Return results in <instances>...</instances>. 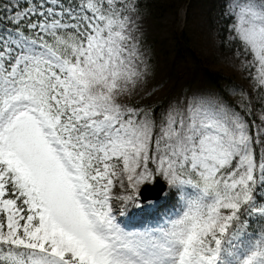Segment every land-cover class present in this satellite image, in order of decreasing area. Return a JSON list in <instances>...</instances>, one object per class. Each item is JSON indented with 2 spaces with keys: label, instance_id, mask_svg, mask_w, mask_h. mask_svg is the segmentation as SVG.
I'll return each instance as SVG.
<instances>
[{
  "label": "snow or ice",
  "instance_id": "snow-or-ice-1",
  "mask_svg": "<svg viewBox=\"0 0 264 264\" xmlns=\"http://www.w3.org/2000/svg\"><path fill=\"white\" fill-rule=\"evenodd\" d=\"M142 19L0 0V264H264V0H221L250 93L138 103Z\"/></svg>",
  "mask_w": 264,
  "mask_h": 264
},
{
  "label": "rangeland",
  "instance_id": "rangeland-1",
  "mask_svg": "<svg viewBox=\"0 0 264 264\" xmlns=\"http://www.w3.org/2000/svg\"><path fill=\"white\" fill-rule=\"evenodd\" d=\"M190 2L188 12L182 0H140L144 44L153 71L148 93L138 97V103L166 106L185 94L222 93L233 86L251 92L249 81L237 70L235 50L220 44L221 0ZM206 75L226 80L215 88ZM229 99L235 103L241 96Z\"/></svg>",
  "mask_w": 264,
  "mask_h": 264
},
{
  "label": "trees",
  "instance_id": "trees-1",
  "mask_svg": "<svg viewBox=\"0 0 264 264\" xmlns=\"http://www.w3.org/2000/svg\"><path fill=\"white\" fill-rule=\"evenodd\" d=\"M182 1H184V2H186L187 3V5H188V12H190V9H191V4L193 3V2H190V0H182ZM222 26H223V24H222V22H221V25H220V28L218 29V35H219V40H220V44L222 45V42H221V29H222ZM223 47H225V45H222ZM206 77H207V81H208V83H210V86H212V87H215V88H219V86H220V84H223L222 83V80L224 81V80H226L224 77H221V76H216V77H214L213 75H206Z\"/></svg>",
  "mask_w": 264,
  "mask_h": 264
},
{
  "label": "water",
  "instance_id": "water-1",
  "mask_svg": "<svg viewBox=\"0 0 264 264\" xmlns=\"http://www.w3.org/2000/svg\"><path fill=\"white\" fill-rule=\"evenodd\" d=\"M146 196L152 197L155 195V191H149L147 193H145Z\"/></svg>",
  "mask_w": 264,
  "mask_h": 264
}]
</instances>
